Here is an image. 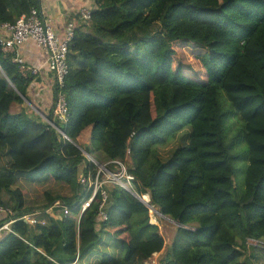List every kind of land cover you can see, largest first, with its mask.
Wrapping results in <instances>:
<instances>
[{
	"label": "trees",
	"instance_id": "obj_1",
	"mask_svg": "<svg viewBox=\"0 0 264 264\" xmlns=\"http://www.w3.org/2000/svg\"><path fill=\"white\" fill-rule=\"evenodd\" d=\"M92 3L69 45L67 118L55 127L28 106L11 111L35 76L23 77L0 45V206L12 213L0 220L12 221L0 264H77L111 239L120 257L96 264H142L162 250L149 208L118 185L102 186L80 212L93 189L79 179L96 176L85 153L121 161L138 196L177 223L161 264H255L264 242V0ZM39 6L0 0V27ZM181 132L185 141L162 160L157 148ZM20 177L72 193L46 192L39 211L24 204ZM52 206L60 217L46 211ZM28 214L36 222L22 219Z\"/></svg>",
	"mask_w": 264,
	"mask_h": 264
},
{
	"label": "built area",
	"instance_id": "obj_2",
	"mask_svg": "<svg viewBox=\"0 0 264 264\" xmlns=\"http://www.w3.org/2000/svg\"><path fill=\"white\" fill-rule=\"evenodd\" d=\"M77 15L80 19L88 21L91 16V9L87 7H82ZM8 32V36L5 39H0L1 49L6 54H11L12 62L17 65V69L23 77L28 76H36L40 72L39 68L34 66H30L18 55L17 47L22 43L33 40L39 47H41L47 53V68L53 75V88L55 87L56 93L54 97V105L52 111V119L44 118V121L51 126L55 127L53 123V119L57 118L61 121H65L67 118V109H66V99L65 94L62 91L64 88V79L68 73V65H67V53L69 50V45L75 36V21L70 20L67 22L65 26L64 38L59 40L53 28L50 24L46 23L43 18V12L41 9L33 8L30 13L27 15H21L18 17L14 23H3L0 27ZM56 130L62 134V136L66 139V135L58 128ZM88 160L96 164V176L94 179H85L81 177L79 180L82 184L87 183L86 189L92 187L93 192L92 195L81 202L80 212H83L86 208L89 207L93 199L95 198L98 189H101L104 182L112 183V185H118L123 189L131 192L136 197L138 194L134 191L131 185V181L133 177L127 173V170L124 164L119 160H113L106 163H97L90 155L86 154ZM108 164H113L114 170L108 169L106 166ZM99 181L100 186L95 190V184ZM94 185V186H93ZM108 185V186H112ZM102 197V202L106 199V193L101 190L100 193ZM138 198V197H137ZM54 206H59V203ZM53 209V206L51 207ZM50 208V209H51ZM63 212L68 214V210L66 207H63ZM8 213L12 214L10 211L3 209L0 206V215L6 216ZM35 214H38L35 212ZM60 217V215H57ZM100 218L105 220L106 214L104 211H100ZM22 219L28 221L30 223L36 222L31 218V215H24ZM12 221H8L3 223L0 226V231L4 232H12L10 229V223Z\"/></svg>",
	"mask_w": 264,
	"mask_h": 264
},
{
	"label": "rangeland",
	"instance_id": "obj_3",
	"mask_svg": "<svg viewBox=\"0 0 264 264\" xmlns=\"http://www.w3.org/2000/svg\"><path fill=\"white\" fill-rule=\"evenodd\" d=\"M184 50L185 52H180L179 57L182 60L188 61L190 56L192 55L191 50L189 49H184ZM53 105H54V95H53ZM25 106H28V109H29L27 100H24V104L22 105L13 104L11 106V111L17 112L22 107H25ZM46 117H43V118H46ZM186 133L185 132L179 133L169 143L159 146L157 148L159 156L162 160H166L167 158H169L172 151L177 146H179L181 143L185 141L184 136L187 135ZM89 136H90V127H87L82 130L81 134L77 138V143L83 146L89 140ZM99 181L100 179L95 184L96 186L95 190L98 189V186H100ZM16 184L17 185L15 187H22L26 190V194L24 195L25 196L24 204L27 205L28 207L29 206L34 207L35 209H38L39 211L44 209L43 205H45V203L47 202L46 195H45L46 192H49L52 195L60 194V195H67V196L71 195L72 193L70 187L65 184H60V183H55V182H50V181L49 182L38 181L36 178L33 179V178H28V177H20ZM103 184L112 185V183H109L108 181L104 182ZM141 198L143 199L144 202L148 203V199H149L148 195H145ZM57 203L58 202H55V204ZM50 208L51 207L46 209V211H48L54 217H58L57 216L58 214L55 213L52 208L51 209ZM153 208H154L153 206L149 207L150 222L158 226L159 232L164 238V247L162 248L161 251L154 253L151 257L142 260L141 261L142 264H161L160 262L164 258L167 252V249L171 244V240L173 238L175 230L177 228V223L175 221H173L172 219L166 216H162L160 213H158L159 211L157 210V208H154V209ZM0 216H1L0 220L3 217H5L4 215H0ZM257 244H259L258 246L259 251L257 253L254 251V255H255L254 260H256L255 264H264V242L262 241L257 242ZM120 254L121 252H120L119 247L111 239L110 241H107V244L105 246H99L91 255H88L86 258L83 259L82 262H79L77 264H96L97 262L102 261L103 258L107 256L111 257V259H114V258L120 257Z\"/></svg>",
	"mask_w": 264,
	"mask_h": 264
},
{
	"label": "crops",
	"instance_id": "obj_4",
	"mask_svg": "<svg viewBox=\"0 0 264 264\" xmlns=\"http://www.w3.org/2000/svg\"><path fill=\"white\" fill-rule=\"evenodd\" d=\"M39 7L45 22L51 25L56 37L62 40L67 22L74 20L75 28L80 27L86 21L75 19V15L82 7L92 9L94 5L92 0H40ZM7 36L8 32L0 29V39H5ZM17 53L25 63L40 69L27 89L26 100L30 109L28 111H33L38 117L44 119L43 117H46L53 109V75L47 68V53L33 40L19 45ZM3 233L4 231H0V238Z\"/></svg>",
	"mask_w": 264,
	"mask_h": 264
},
{
	"label": "water",
	"instance_id": "obj_5",
	"mask_svg": "<svg viewBox=\"0 0 264 264\" xmlns=\"http://www.w3.org/2000/svg\"><path fill=\"white\" fill-rule=\"evenodd\" d=\"M87 153H85V155H86ZM88 155V154H87ZM138 198H141V197H139V196H137ZM142 199V198H141ZM140 199V200H141ZM141 202H143L148 208L149 207H152V205H149V203H147V202H144L143 200H141ZM154 209V208H153ZM156 210V209H155ZM156 212H158V211H156ZM158 213H160V212H158ZM161 214V213H160ZM162 215V214H161ZM163 216V215H162Z\"/></svg>",
	"mask_w": 264,
	"mask_h": 264
},
{
	"label": "bare ground",
	"instance_id": "obj_6",
	"mask_svg": "<svg viewBox=\"0 0 264 264\" xmlns=\"http://www.w3.org/2000/svg\"><path fill=\"white\" fill-rule=\"evenodd\" d=\"M143 200V199H142Z\"/></svg>",
	"mask_w": 264,
	"mask_h": 264
}]
</instances>
